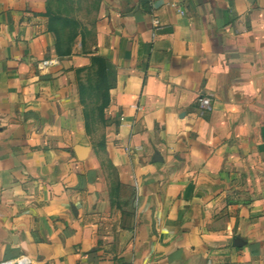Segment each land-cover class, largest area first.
Here are the masks:
<instances>
[{
  "label": "crops",
  "instance_id": "0c3cea01",
  "mask_svg": "<svg viewBox=\"0 0 264 264\" xmlns=\"http://www.w3.org/2000/svg\"><path fill=\"white\" fill-rule=\"evenodd\" d=\"M95 56L117 112L81 160ZM25 257L264 264V0H0V263Z\"/></svg>",
  "mask_w": 264,
  "mask_h": 264
},
{
  "label": "rangeland",
  "instance_id": "374dc122",
  "mask_svg": "<svg viewBox=\"0 0 264 264\" xmlns=\"http://www.w3.org/2000/svg\"><path fill=\"white\" fill-rule=\"evenodd\" d=\"M72 7L74 6L70 1L65 4V9H69L70 14ZM74 16L73 14L71 17ZM76 73L79 93L83 87L86 92L80 94L79 105L75 109L76 121L71 131L75 134L78 143L88 145L95 151H106L109 136L108 126L115 119L113 114L117 111L112 110L111 100L105 99L104 91L100 92L97 88L92 90L90 87L97 84L96 69L92 64L77 69ZM103 162L108 165L106 158L103 159ZM106 171L107 178H110L113 183L118 181L117 173L113 168Z\"/></svg>",
  "mask_w": 264,
  "mask_h": 264
},
{
  "label": "trees",
  "instance_id": "16d2710c",
  "mask_svg": "<svg viewBox=\"0 0 264 264\" xmlns=\"http://www.w3.org/2000/svg\"><path fill=\"white\" fill-rule=\"evenodd\" d=\"M62 19L61 17L55 16L53 17V21H57V20ZM68 25L70 26L71 24L68 23ZM54 32L57 35V51L60 54H65V53H69L71 51V49H65L63 48V45L61 43V38H62V31L60 32V30H54ZM61 33V34H60ZM72 33H74L72 31ZM74 36V35H73ZM92 66L95 67L96 69V74H97V84L95 85H91L90 87L92 88V90H95V88H97L100 92L104 91V96L105 99L110 101L111 100V95H110V89L113 87L114 83L113 81L116 79V73H115V67L114 65L109 62L106 58L101 57V56H95L92 59ZM86 90L85 88H81V95L85 94ZM126 264V263H123Z\"/></svg>",
  "mask_w": 264,
  "mask_h": 264
},
{
  "label": "built area",
  "instance_id": "2783aa9c",
  "mask_svg": "<svg viewBox=\"0 0 264 264\" xmlns=\"http://www.w3.org/2000/svg\"><path fill=\"white\" fill-rule=\"evenodd\" d=\"M55 63H56L55 60H44V61H42L39 64V66L41 68H44V67H48L50 65H53ZM197 102H198L199 109L202 112L210 111L213 108V99H212L211 95L201 94L198 97ZM28 262H29V260L25 257L21 261H18L17 264H19V263L20 264H28ZM0 264H9V263L8 262H3V263H0Z\"/></svg>",
  "mask_w": 264,
  "mask_h": 264
},
{
  "label": "water",
  "instance_id": "95a60500",
  "mask_svg": "<svg viewBox=\"0 0 264 264\" xmlns=\"http://www.w3.org/2000/svg\"><path fill=\"white\" fill-rule=\"evenodd\" d=\"M74 149L75 152L77 153L78 158L83 160L88 156L91 147L88 145L76 144Z\"/></svg>",
  "mask_w": 264,
  "mask_h": 264
}]
</instances>
